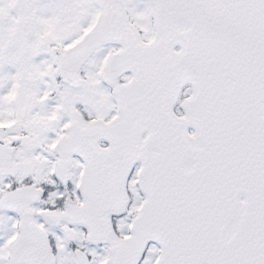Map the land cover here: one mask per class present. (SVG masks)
<instances>
[{
  "label": "snow or ice",
  "instance_id": "1",
  "mask_svg": "<svg viewBox=\"0 0 264 264\" xmlns=\"http://www.w3.org/2000/svg\"><path fill=\"white\" fill-rule=\"evenodd\" d=\"M0 264H264V0H0Z\"/></svg>",
  "mask_w": 264,
  "mask_h": 264
}]
</instances>
